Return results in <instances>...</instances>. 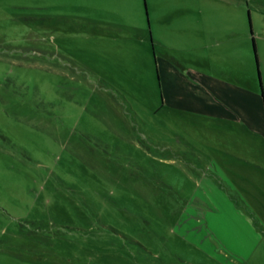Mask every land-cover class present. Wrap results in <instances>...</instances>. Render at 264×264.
Masks as SVG:
<instances>
[{
	"label": "rangeland",
	"instance_id": "1",
	"mask_svg": "<svg viewBox=\"0 0 264 264\" xmlns=\"http://www.w3.org/2000/svg\"><path fill=\"white\" fill-rule=\"evenodd\" d=\"M198 72L255 115L264 0H0V264H264V125Z\"/></svg>",
	"mask_w": 264,
	"mask_h": 264
},
{
	"label": "crops",
	"instance_id": "2",
	"mask_svg": "<svg viewBox=\"0 0 264 264\" xmlns=\"http://www.w3.org/2000/svg\"><path fill=\"white\" fill-rule=\"evenodd\" d=\"M177 66L180 67L179 62H166V67L163 66L162 69L160 68L162 78L163 75H165L167 80L174 78L173 75H176L178 72ZM191 82L189 81L192 86V90L198 95L203 93L202 99L207 101L209 105L214 108H227L235 113H238L242 117H249L255 125H259L260 130L263 129L264 109L262 98L257 92L248 93L251 94V97L256 99L257 103L260 105V108L258 107L257 111L255 110V115L253 116L250 111H248L247 106L245 104H241V101H246V90L203 72L196 73V75L193 76V79H191ZM251 115L253 117H251ZM255 116H259L261 120L256 122Z\"/></svg>",
	"mask_w": 264,
	"mask_h": 264
},
{
	"label": "water",
	"instance_id": "3",
	"mask_svg": "<svg viewBox=\"0 0 264 264\" xmlns=\"http://www.w3.org/2000/svg\"><path fill=\"white\" fill-rule=\"evenodd\" d=\"M256 59H257V57H256ZM257 63H258V60H257ZM258 74H259V77H260V70H259V68H258ZM261 86H262V84H261ZM261 97H262V103H263V109H264V92H263V89L261 90Z\"/></svg>",
	"mask_w": 264,
	"mask_h": 264
}]
</instances>
